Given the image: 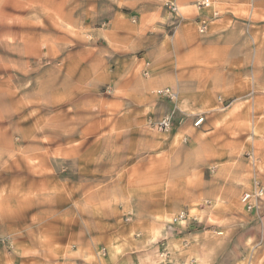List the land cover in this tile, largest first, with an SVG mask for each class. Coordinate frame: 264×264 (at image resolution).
Segmentation results:
<instances>
[{
  "label": "rangeland",
  "instance_id": "rangeland-1",
  "mask_svg": "<svg viewBox=\"0 0 264 264\" xmlns=\"http://www.w3.org/2000/svg\"><path fill=\"white\" fill-rule=\"evenodd\" d=\"M257 181L264 0H0V264H264Z\"/></svg>",
  "mask_w": 264,
  "mask_h": 264
},
{
  "label": "built area",
  "instance_id": "built-area-1",
  "mask_svg": "<svg viewBox=\"0 0 264 264\" xmlns=\"http://www.w3.org/2000/svg\"><path fill=\"white\" fill-rule=\"evenodd\" d=\"M199 4L208 6L210 4V0H197ZM218 14L217 12L215 13ZM206 28V21H203L202 31ZM146 74H149L148 69H146ZM156 95L159 97H164L169 99L172 102H176L178 98V93L175 88L166 86L157 88L155 91ZM176 109L172 108L169 112L163 114L161 117L157 119H150L149 123L159 131L162 132H170L174 128ZM205 117L203 115L198 116L195 121V126H201L204 122ZM264 198V184L261 181H257L253 187L245 190L241 196V202L244 204L245 208L248 211H254L259 207L261 200ZM188 218L187 212L182 211L177 216L174 217V222H186ZM105 250V249H103ZM160 258L162 260V264H175L171 258V255L168 251H162L160 253Z\"/></svg>",
  "mask_w": 264,
  "mask_h": 264
},
{
  "label": "crops",
  "instance_id": "crops-1",
  "mask_svg": "<svg viewBox=\"0 0 264 264\" xmlns=\"http://www.w3.org/2000/svg\"><path fill=\"white\" fill-rule=\"evenodd\" d=\"M214 23V26L216 27V26H218V25H220V22L219 21H216V22H213ZM166 86H170V87H173V88H177L176 86H174V85H162V86H159V87H157V88H161V87H166ZM176 91H177V93H178V90L176 89ZM157 96V95H156ZM82 97V94H79V93H71V94H69V96L67 97V101L68 102H73V101H75V100H77V99H79V98H81ZM157 97H159V96H157ZM160 98H164V97H160ZM143 149V147H142V145L140 146V148H139V150L141 151ZM67 151L65 152V154H66V156H71V155H74L75 153H76V151H77V147H70V148H67L66 149ZM43 160H48V158H47V156H44L43 157ZM67 198L68 197H62V196H58V197H53V199H49V202H53V203H61L62 202V200H67ZM51 210V209H50ZM48 212H50L49 210H47ZM105 249V248H104ZM253 257V260H254V256H252ZM191 260V262H190V264H193L192 262H196V260L194 259V258H191L190 259ZM252 260V258L250 259V261H249V264H254V261ZM161 262H162V260H161V258L159 257V264H161ZM181 264V263H180ZM246 264H248V261H246Z\"/></svg>",
  "mask_w": 264,
  "mask_h": 264
}]
</instances>
